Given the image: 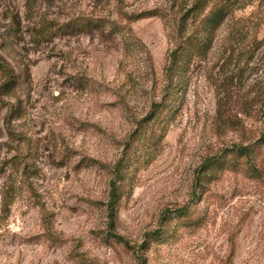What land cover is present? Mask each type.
Masks as SVG:
<instances>
[{
	"label": "rangeland",
	"instance_id": "1",
	"mask_svg": "<svg viewBox=\"0 0 264 264\" xmlns=\"http://www.w3.org/2000/svg\"><path fill=\"white\" fill-rule=\"evenodd\" d=\"M227 1L140 134L193 0H0V264H264V148L206 173L264 134V0Z\"/></svg>",
	"mask_w": 264,
	"mask_h": 264
},
{
	"label": "trees",
	"instance_id": "2",
	"mask_svg": "<svg viewBox=\"0 0 264 264\" xmlns=\"http://www.w3.org/2000/svg\"><path fill=\"white\" fill-rule=\"evenodd\" d=\"M227 2V0L223 2H218L215 0H193L192 5L187 13V19L194 22V24L196 25V31H194L192 35L189 34L186 38H183L182 43L178 45L166 58V65L164 67L166 86L163 90V97L160 102H158L151 108L148 117L140 125V134L145 125L157 120L159 112L168 103L171 96L170 88L173 85L175 77L179 75L182 64H184L186 60H188L192 55H197L199 49L209 43L215 32L224 24L225 20L228 18L231 7ZM152 14L153 13L151 12H142L130 20L135 21L150 18L154 16ZM83 25L86 28L90 25V23L86 21L85 23H83ZM194 49L196 51H194ZM0 72L5 76V81L3 85H1V87L7 88V90H11L16 83V81L14 80L15 75L13 74L12 69H10V67L6 64L1 56ZM263 148L264 134L255 143L251 145L235 147L220 158L209 162V164L206 166V173L209 174L210 172H214L213 174H210L213 177L218 172L224 170H238L241 168L249 175L256 176L257 173H259L257 162L261 156L260 151ZM122 162L123 160L119 162L115 173V179H113L111 182L110 201L108 204L110 216H113L115 214V206L118 203L119 186L118 183H115V180H119L120 178V169L121 165L123 164ZM206 173L204 177L207 176ZM173 214L176 215V217L180 218L186 217L188 215L187 206L175 210ZM113 219L114 218L111 217V222L113 221Z\"/></svg>",
	"mask_w": 264,
	"mask_h": 264
}]
</instances>
